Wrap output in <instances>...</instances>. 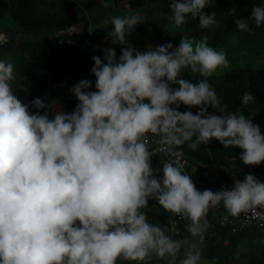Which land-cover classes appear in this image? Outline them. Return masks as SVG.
<instances>
[{
  "label": "clouds",
  "instance_id": "obj_1",
  "mask_svg": "<svg viewBox=\"0 0 264 264\" xmlns=\"http://www.w3.org/2000/svg\"><path fill=\"white\" fill-rule=\"evenodd\" d=\"M213 5L172 0L170 19L180 27L187 17L198 18L199 27L209 29L216 13L202 10ZM249 21L264 25V5L236 19V29L251 31ZM139 23V15L111 17L106 40L120 45L121 54L107 47L103 58L92 57L95 90L89 79L73 84L78 103L70 113L56 99L23 102L12 86L14 65L0 60V264H145L153 256L200 264L194 245L177 260L188 241L149 222V201L156 202V214L163 209L188 220L186 230L200 240L212 208L222 204L233 217L264 209V181L254 174L234 179L231 189L200 191L179 162L184 146L196 151L215 139L241 150L245 166L264 163L256 113L228 110L209 83L218 68L228 67L226 52L210 47L206 36L141 50L127 38ZM185 70L202 79L185 78ZM254 101L243 93L242 106ZM182 105L188 110L180 111ZM150 137L170 157L159 172Z\"/></svg>",
  "mask_w": 264,
  "mask_h": 264
},
{
  "label": "trees",
  "instance_id": "obj_2",
  "mask_svg": "<svg viewBox=\"0 0 264 264\" xmlns=\"http://www.w3.org/2000/svg\"><path fill=\"white\" fill-rule=\"evenodd\" d=\"M126 2L130 7L144 12V21L140 26L143 34L164 36L172 33L196 40L206 36L210 45L227 43L239 52L246 51L264 59V25L257 28L249 21L251 31H240L235 26L236 19H248L253 7L264 5V0H214L213 6L202 10L209 15L216 13V23L209 29H201L199 19L191 17L186 18L184 25L176 27L170 19L173 14L172 0H0V19L6 18L11 23L3 31L7 40L0 42V60L14 65L15 80L12 81V86L17 96L23 102L29 103L34 98H43L45 90L58 83L75 84L81 79L91 80L93 84L90 90H95V78L91 75L92 57L103 58L104 53L88 46L85 40L89 32L94 42L106 38L109 29L99 24L92 26L91 13H99L100 18L107 13L114 15L117 10L124 9L123 3ZM231 8H236V13L227 15L226 12ZM82 23L85 24V29L75 39L57 36L61 30ZM17 32L34 33L37 38L19 41ZM165 43L159 42L158 45ZM114 48L121 54L120 45H115ZM184 76L193 82L202 79L198 74H191L187 70ZM209 83L216 89L222 104L228 110H239L246 117L250 112L256 113L253 122L259 124L264 133V67H236L221 75H213L209 78ZM245 91L251 92L255 101L242 106L241 97ZM186 110L188 109L182 105L180 111ZM197 110L191 109L193 113ZM31 111L35 112L36 109L32 108ZM208 111L221 115L211 107ZM183 153L193 159V162H198L189 168L196 172V176L191 179L200 191H216L218 188L213 181H205L207 170L232 182L236 178L243 179L249 173L264 181V163L259 166H245L239 159L241 150L225 148L215 139L207 145L201 144L196 151L184 146ZM226 212L222 204L209 210L206 217L208 227L203 240L197 237L198 246L194 243V237L186 230L189 221L178 216L179 228L171 237L186 239L188 244L182 247L177 260L184 258L187 248L194 245L195 250L203 253L206 260H214L215 264H240L243 258L246 259V264H264V227L235 225L224 219ZM148 216L149 222L153 224L168 221V214L163 210H159L158 214L155 211L148 212ZM122 262L137 264L121 259L116 264H123ZM159 262L167 264L166 260L154 256L145 264Z\"/></svg>",
  "mask_w": 264,
  "mask_h": 264
},
{
  "label": "rangeland",
  "instance_id": "obj_3",
  "mask_svg": "<svg viewBox=\"0 0 264 264\" xmlns=\"http://www.w3.org/2000/svg\"><path fill=\"white\" fill-rule=\"evenodd\" d=\"M81 1V0H80ZM123 8L124 9H120L119 11L117 10V12L114 15H110V14H104L103 17L100 18L99 13H91L92 18H91V25L96 27L97 24L102 25L106 28L109 29V31L112 30V25H111V17L113 16H121V17H125V16H129V15H139L141 17V23H139L133 30H131L130 34L128 35V40L130 41V43L133 46H136V48L141 49V50H145L149 45L151 46H157L159 42H171L173 43L174 46H177L182 38V36L180 35H176V34H167L164 36H152V35H146L143 34V32L140 29V26L142 24V22L144 21V17L145 14L143 11L134 8V7H130V5H127V2L124 4L123 3ZM103 6V5H100ZM103 10L104 7H103ZM97 20V21H96ZM98 22V23H97ZM7 24L11 25V23L9 21H7L6 18L0 19V31H4L5 28H7ZM76 28H78L79 32H82V29H85V24H75ZM14 31V30H12ZM17 39L19 41H24V40H29V39H36L37 36L34 35V33H22V32H17ZM76 32L73 33H66L64 36H67V38L70 39H75L76 35L74 34ZM74 34V35H72ZM61 36V35H60ZM189 38V37H188ZM96 45L101 46V47H115V45H112L110 40H106V38H101L95 41ZM208 45L214 49H216L217 51L219 50H224L227 54V59L229 61V65L227 68H218L216 70V72L214 73V75H221L223 73H226L227 71L236 68V67H241V66H250L253 68H262L264 67V59L259 58L258 56H254V55H250L248 52L243 51V52H239L233 48H231V46H228L227 43L224 44H220V45H210L208 43ZM73 84H69V83H58L56 85H54L52 88H48L45 90L44 95H43V99H45L46 101H50L53 98L56 99H60V100H66L67 102H71L74 106L78 103V101L76 100V98L71 94L70 92V88ZM188 157V156H187ZM188 160L190 161L191 165L193 166L196 165L198 162L194 161L196 163H194L191 159L188 157ZM192 170V169H191ZM207 173H215V172H211V171H207ZM196 176V175H195ZM194 176V177H195ZM216 191L220 190V189H215ZM227 218V217H226ZM228 219V218H227ZM208 222V219H207ZM178 225H179V221L175 222L174 224H170L168 223V221L165 223H163L162 227L164 228V230L166 231V233L170 236L175 235V233L178 231ZM194 242L196 244H198V239L197 237H194ZM160 264V262L158 263ZM240 264H246V259L243 258L240 261Z\"/></svg>",
  "mask_w": 264,
  "mask_h": 264
},
{
  "label": "built area",
  "instance_id": "obj_4",
  "mask_svg": "<svg viewBox=\"0 0 264 264\" xmlns=\"http://www.w3.org/2000/svg\"><path fill=\"white\" fill-rule=\"evenodd\" d=\"M76 27V25H74ZM71 28H67L65 30H61L60 32L57 33V36L61 37L64 36L66 33H69L71 31ZM83 30V29H82ZM81 32H76L74 33L75 35H78ZM72 34V35H74ZM61 35V36H60ZM7 40V35L5 32L0 31V42H4ZM85 42L88 44V46L93 47L96 49L98 52L103 53V49L105 47H101L96 45L94 42L91 32H89V36L86 38ZM116 51V50H115ZM117 56L120 54L116 51ZM57 100V99H56ZM60 105L62 106L63 110L66 113H69L68 107H67V102L58 100ZM158 138L157 137H150V148L154 151V155L152 158V164L153 168L155 171L159 172L161 167H162V161L169 159L170 157L167 155L166 152L161 151V149L164 147L160 145L157 142ZM179 162L183 165L184 170L190 177H194L196 175V172L194 170H191L189 167L191 166L190 161L188 160V157L183 153L181 157H179ZM162 177V173L159 174ZM205 181H213L214 183L217 184L218 188L222 187H227L228 189H231L234 185V182L224 178L221 175H218L216 173H205ZM155 201H149V209L147 210L148 212H152L153 210V205H155ZM158 207V206H157ZM163 210V209H160ZM164 211V210H163ZM167 213V212H166ZM168 214V221L169 222H177L180 220V217L167 213ZM228 218L231 220V222L235 225H240L243 227H252V226H261L264 227V209L258 208L255 211H249L248 213H242L239 217H233L230 214H227Z\"/></svg>",
  "mask_w": 264,
  "mask_h": 264
},
{
  "label": "crops",
  "instance_id": "obj_5",
  "mask_svg": "<svg viewBox=\"0 0 264 264\" xmlns=\"http://www.w3.org/2000/svg\"><path fill=\"white\" fill-rule=\"evenodd\" d=\"M53 99H56V98H53ZM52 100V99H51ZM50 100V101H51ZM58 100V99H57ZM60 100V99H59ZM62 101H66V100H62ZM67 102V101H66ZM73 104L71 103V102H67V107H68V111H69V113L74 109V107H75V105L74 106H72ZM207 171H210V170H207ZM206 171V172H207ZM212 172V171H211ZM228 212H226V214H225V218L224 219H227L228 218ZM227 217V218H226ZM228 220H230L229 218H228ZM231 221V220H230ZM163 223H165V221L163 220L161 223H160V225L162 226L163 225ZM168 223H170V224H174V222H168ZM195 243V242H194ZM195 245L196 246H198V244H196L195 243ZM123 263V262H122ZM124 264V263H123ZM158 264V263H157ZM200 264H215V261L214 260H206L204 257H203V253H202V255H201V261H200Z\"/></svg>",
  "mask_w": 264,
  "mask_h": 264
}]
</instances>
